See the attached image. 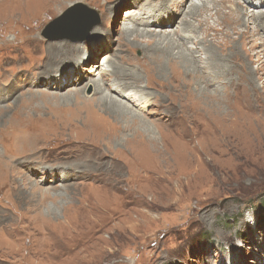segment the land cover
<instances>
[{"label":"rangeland","instance_id":"obj_1","mask_svg":"<svg viewBox=\"0 0 264 264\" xmlns=\"http://www.w3.org/2000/svg\"><path fill=\"white\" fill-rule=\"evenodd\" d=\"M166 1L152 4L174 11ZM228 1L234 2L221 0L198 20L175 15L177 26L184 19L201 29L197 59H206L207 45L230 54L237 44L240 83L220 86L215 102L213 87L173 79L167 65L163 76L155 72L148 38L123 37L124 26L147 17L140 14L148 10L145 1L0 0V134L15 127L11 118L40 140L34 155L25 150L22 158L41 155L25 174L14 167L18 155L0 149V264H264V28L234 23L236 11L225 7L234 18L219 22L216 9ZM77 3L97 10L100 23L82 40L49 38L47 25ZM189 4L181 7L187 12ZM205 18L221 32L199 25ZM139 27L173 31L175 38L174 29ZM245 29L244 40L239 33ZM63 42L71 45L62 50ZM47 54L50 76H64L61 91L40 82ZM110 55L111 66L140 75L137 82L127 80V93L141 98L121 99L136 117H113L97 103H83ZM76 60L86 63L80 72ZM68 72L75 73L69 83ZM11 86L19 90L8 101L4 90ZM25 100L47 107L24 111ZM51 167L60 169L51 173Z\"/></svg>","mask_w":264,"mask_h":264},{"label":"bare ground","instance_id":"obj_2","mask_svg":"<svg viewBox=\"0 0 264 264\" xmlns=\"http://www.w3.org/2000/svg\"><path fill=\"white\" fill-rule=\"evenodd\" d=\"M144 1H145V3H144L145 6L146 5H148V6L143 7V8L148 9V10L142 11L143 8L141 7L138 11H142L140 13L141 15H143L142 14L143 12H146L145 14H147V17L145 19H142L137 24H134V25L133 24H127L126 26L123 27L124 29L122 30V33H123V37L128 38V39L132 38L134 40V39H140V38H146V39L148 38L150 40L149 42L147 41L148 42L147 45H151L150 46L151 50H149L148 52L152 53L153 59L152 58L151 59H152V62L154 64L153 66H155V68L153 67L155 72H157L163 76L164 71H165L164 68L167 65L168 67H170V70L172 71L173 79H176V78H178L177 80L181 79V81H184L183 82L184 84L188 83L184 79L190 80V81L195 80L193 83H198L201 86L206 84L207 87L205 86V88L213 87V89H214L213 93L215 95H211V97L214 98L215 102L218 101L215 98L220 96V91L218 90V88H221L220 86L224 87L225 89H226V87L228 89V88H234V87H236V85L238 86V83H240L241 77L236 72V70H238L240 68L235 66V63H234V59H235V57H237L236 51H235L238 49L237 44L234 43V48L232 46V48L234 50H231L230 54H227V53L224 54L221 52L220 53L214 52L212 50L213 48H209L210 46L207 45L208 52L206 51L207 52L206 59L205 58L202 59V57H203L202 55H201L202 57H199V59H197L196 56L198 55L199 51L196 50V46L201 41L200 37L203 34L201 29L197 26L196 22L195 23H193V22L186 23V22H184L185 21L184 19H180L179 25L178 26L176 25L177 21L180 18V17L177 18L175 16L177 13L178 14L184 13L185 15L191 16L192 20H198L197 18H195V16H197L198 13L206 12V11H209L210 9L216 8V6H219L221 0H167L165 2L166 4H170V5L175 6V8H174L175 12L171 11V10L168 11L169 9L167 10V6H165L166 7L165 8L164 6H162L159 3L158 4L157 3L152 4L153 2L158 1V0H143V1L141 0V3ZM184 1H188V2L190 1L189 8H188L187 12L185 11V9L183 10V7H181V4ZM244 5L247 8L246 11L242 10V7ZM224 7L226 9L230 10V12L232 10L236 11V14L238 15V17L234 18L233 17L234 14H232L229 11H227L226 9H224ZM152 9H155L156 11H153ZM260 9H264V0H234V2H232V3L230 1L224 2L223 8L216 9V14L220 15L219 22L222 19L225 21L226 20L225 17L229 16V17H232L235 19V20H233L234 23H236V20H239L240 23L243 26H245L247 29L248 28H255V30L256 29L258 30V28L259 29L264 28V10L258 11ZM255 11H257V12H255ZM183 17H184V15H183ZM209 22H210L209 19H206V18L201 19V20H199V25H201V23H204L206 25V27H207L206 29L208 31L210 29L209 27H212L209 25ZM262 25H263V27H262ZM139 26H141L143 28H146L148 26H153V27H156V29H174L175 38L174 39L172 38L173 37L172 36L173 31H171V32H161V31L158 32L157 31L156 33H154L155 31H150L148 29L144 30V29H141ZM250 26H253V27H250ZM138 28H140V29H138ZM212 28H214L216 30V32H221V29H216L217 27H212ZM247 29H245V31H242L241 33H239V35L241 36V39L245 40L247 38V34L250 32V31H248L249 29L248 30ZM202 30L206 33V30L204 27ZM100 36L102 37V36H106V35H100ZM239 39H240V37H239ZM90 40L91 39L89 38L88 39L89 43H91ZM104 41L106 44H109L110 42H112L111 38L106 39ZM96 43H97V45H99V44L102 46L105 45V43H103V41H101V40L99 41L97 39H96ZM121 43H122V47L123 46L126 47V45L123 42H121ZM63 45H69L70 46L71 44L67 43V42H63L62 45H60V46L62 47ZM86 45L87 44L80 45V51L81 52H84V47H86ZM49 47L52 48L53 45H51ZM61 47H59V48H61ZM77 47H78L77 45H74L73 47H71V48H73L72 52H73L74 57H77V54H78V52H77L78 48ZM61 49L63 50V47ZM250 50H251V48H250ZM216 51H217V49H216ZM68 52L70 53L71 51H68ZM68 52H66V53H68ZM62 53H64V51H61L60 53H57V54H62ZM145 53H146V51H145ZM149 53L145 54L144 58H147V56H150ZM161 53L164 55H161ZM202 53H204V52L202 51ZM87 54H88V52H87ZM166 55H167V57H166ZM238 56L240 57V55H238ZM47 57H49L48 54L45 56V61L44 62L42 61L43 63H41L39 65V68L42 69V72L40 75V79H41L40 82L47 83L48 85L51 84V86L54 83H56V85L52 86V88L53 87L56 88V90L54 92L61 91L62 89L65 88V85H66L65 83L61 84V83H63L62 80H65L64 76H54V77L50 76V73L52 70L47 71V68L50 66L49 65L50 60H48V62H47ZM112 57L113 56L110 55L109 58H107L103 61V64H107L108 66L103 65V68H101V70L97 73V75L99 76V80H96V82H94L95 83L94 87L92 84V95L88 98L84 97L85 100L83 101V103L86 104L87 101L97 103L103 111L112 115L113 117H125L128 114L136 117V116H138V114L133 113L131 111V109H133V108H131V107L129 108L127 103H125L121 99H126L128 101L131 100V102L135 103L138 98L139 99L141 98L140 96L137 97V95H138L137 93H135V95L127 93L128 90L131 88V86H130L131 83L127 84V80L131 79L132 81L137 82L140 79V75L136 70H134L133 73H130L125 69H118L117 67L111 66L109 64V62L112 59ZM87 58H89V57H87ZM81 59H83V56L81 57ZM123 59H124V63L126 65L128 63H130V60L128 58L124 57ZM75 62H79V63H76V66L80 72L81 67L84 66V64H86V63L84 61H81V60L80 61L76 60ZM245 68H246V66H245ZM70 73L71 72L66 73V77H67L66 82L67 83H69L70 80H72V78L75 76V73H74V75L71 77ZM117 76H119V77L117 78ZM122 76H124V77H122ZM181 76H184V78H181ZM82 80H83V78L81 79V81ZM30 83H32V82H30ZM247 83H246V85H247ZM189 85H190V83H189ZM106 87H107V89H106ZM52 88H50V90ZM205 88L202 87L203 92L206 91ZM93 89H95V90H93ZM17 90H19V89H17L16 87L14 89H12V86L9 87L8 90H4L6 95H8V97H7L8 101H10L12 99L13 93L17 92ZM27 92H29V91H27ZM30 92L42 93L39 91H30ZM95 92L101 93V96L97 99L95 98L96 97ZM102 92H108V93L105 94ZM140 93L141 92H139V94ZM191 97L193 98V96H191ZM201 98H203V97H201ZM222 101H225V99H223ZM1 102H3L2 99H0V103ZM62 102L64 103V101H62ZM65 102H66V104L67 103L74 104V102H77V99H75L74 101L71 99H69V100L66 99ZM23 103H24L23 108H21V109H23L24 111H29L32 109V107H34V109L38 110V111L44 109L45 106L47 107V104H45V103H44V105H45L44 106V105H40V104L35 103V102L33 103L30 100H25ZM2 107H5V106H1L0 108H2ZM143 108H144V106L140 107V112H141V110H143ZM202 110H203L202 108H199V111L205 115V113ZM195 111H197V110H195ZM1 113L2 112L0 111V114ZM168 113L171 114L170 112H168ZM31 114H33V113L31 112ZM29 115H30V112H29ZM173 116H174V114L170 115V117L172 119H173ZM0 118H1V116H0ZM178 118H180V117H178ZM10 119L8 120L9 125L11 124L15 127L3 129V132L0 134V149L2 150V152L5 155H10L11 157L18 155V158L13 162L14 167H16L15 169L23 170V172L25 174H27V170H28L27 165H29V167H30V165L36 166L37 162L39 161L38 156H41V155L35 156L32 160L23 159L22 155H23L25 150H27V152H29V153H32L36 149V147L39 145L40 140L36 136L35 133L27 132V129H25V130L21 129L19 127L20 125L19 126L14 125L17 122H13ZM3 125H5V124H3ZM37 129H38V127H37ZM16 134L20 135V137L19 138L14 137V135H16ZM32 154L34 155V153H32ZM29 157H30V155H29ZM19 160L24 161V164L19 166L17 164ZM58 168L59 167H51L50 172H51V170L58 169ZM5 174H7V170H6ZM59 174H60V179H59L60 181L62 180V182H63V180H66V178H67V177H65L66 172L59 173Z\"/></svg>","mask_w":264,"mask_h":264},{"label":"water","instance_id":"obj_3","mask_svg":"<svg viewBox=\"0 0 264 264\" xmlns=\"http://www.w3.org/2000/svg\"><path fill=\"white\" fill-rule=\"evenodd\" d=\"M100 23L99 13L81 3L68 8L62 15L52 20L45 34L70 40H82L89 31Z\"/></svg>","mask_w":264,"mask_h":264}]
</instances>
